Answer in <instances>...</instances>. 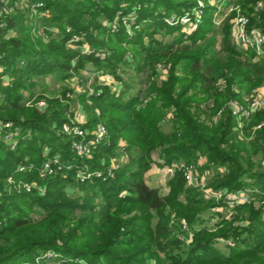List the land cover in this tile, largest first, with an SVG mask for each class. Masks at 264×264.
I'll use <instances>...</instances> for the list:
<instances>
[{
  "label": "trees",
  "instance_id": "trees-1",
  "mask_svg": "<svg viewBox=\"0 0 264 264\" xmlns=\"http://www.w3.org/2000/svg\"><path fill=\"white\" fill-rule=\"evenodd\" d=\"M8 1L14 10L0 16V123L11 120L21 131L14 147L0 136V264H48L35 260L48 249L61 253L62 264H264V128L254 129L264 107L242 116L243 137L233 107L238 101L247 108L264 84V47H241L229 18L217 23L209 2L188 32L166 17L197 0H32L42 2L36 12ZM231 2L264 28V0ZM162 31L176 33L164 39L157 36ZM89 66L94 92L81 89L83 125L94 131L104 123L108 131L85 157L63 125L70 120V84L91 77ZM127 67L135 85L121 74ZM101 73L115 83L100 82ZM49 76L65 83L61 94L42 93ZM41 97L43 109L27 104ZM122 142L128 159L113 175L78 178L106 169ZM55 154L65 165L43 175ZM201 154L205 167L216 168L212 187L259 188L214 224L207 219L217 201L187 185L183 166L168 179L167 193L146 179L154 163L196 164ZM30 162L34 168L18 170ZM189 230L190 241L182 237ZM223 238L233 243L222 247Z\"/></svg>",
  "mask_w": 264,
  "mask_h": 264
},
{
  "label": "built area",
  "instance_id": "built-area-1",
  "mask_svg": "<svg viewBox=\"0 0 264 264\" xmlns=\"http://www.w3.org/2000/svg\"><path fill=\"white\" fill-rule=\"evenodd\" d=\"M210 3L215 6V20L217 23L222 22L226 18H229L232 24V30L235 40L238 44L245 48H255L258 52L263 51L264 47V28L259 26L251 25V18L249 14L245 13L239 4L226 3V0H197L196 4L191 6L189 9L185 10L183 13H173L167 18V21L172 24H182L183 29L191 32L198 28L200 22L202 21V17L205 12V7L207 3ZM16 5H23L34 12L37 11L38 6L42 4V2H34L32 0H15ZM262 5V2L258 4V8ZM14 6L9 3L8 0H0V16L9 13ZM40 30L43 32V28ZM88 48V46H86ZM99 80L102 83H115V78L111 73H101L99 76ZM117 86V84L115 85ZM81 91V89H78ZM94 88L89 84V93H93ZM68 96H71V91L67 92ZM89 103H92V100L88 99ZM71 109L68 112V116L70 118L69 121H66L63 125V128L68 133L73 134L75 137L73 139V147L76 152L85 157H89L93 151V145L95 142L102 140L107 134V127L104 123H98L95 130L92 131L87 126H84V120L80 119V104L81 101L78 99L75 102L70 101ZM80 103V104H79ZM39 108L43 109L47 105V100L45 98H41L36 103ZM78 104V106H77ZM80 107V108H79ZM234 111L238 113L239 121L237 128L240 129V136H243V124L244 120L242 116H246L247 118L258 108L264 107V90H259L255 92L252 101L249 103L247 108L241 107L238 101L233 102ZM264 128V120L258 122L254 129ZM21 131V127L18 124H14L13 121H2L0 123V136L3 137L7 142L11 145H15V140ZM14 139V140H13ZM13 140V141H12ZM128 158V152L126 150L125 144L122 142L119 148V155L113 158L112 163H110L106 169L98 168L94 171L83 172L80 171L78 173V178L83 179L91 174H97L99 176H111L114 174V168L123 160ZM204 156H200L196 164L191 165L186 169V182L189 186H199L206 197L213 198L217 201V203L212 207L213 211L216 212V215L212 218V224L215 221L224 216H231L233 212L236 210V206L238 204L249 202L253 198H255L256 193L259 192V188L257 187H244L239 189H228L227 187L223 188H214L211 185H207L209 168L205 167L202 169V164H205ZM65 161L61 159L60 154H55L50 159L46 160L41 168V173L43 175H47L56 170V168H61L65 165ZM35 167L33 162L23 163L18 166V170H26L32 169ZM179 167L178 163L167 164L164 167L165 176L167 179L171 178L176 169ZM211 171V170H210ZM12 181V177H10ZM26 186L30 189L32 184H26ZM41 191H44V186H39ZM182 227L184 229H188L189 226L185 220H182ZM190 231V230H189ZM186 238L188 241L192 238V233L190 231L189 236L184 234L182 236ZM224 244H232V239H222ZM37 262L46 261L48 264H62L64 261V257L55 249H48L46 251L41 252L35 259ZM82 264H91L85 259L81 260ZM24 264V262L20 263Z\"/></svg>",
  "mask_w": 264,
  "mask_h": 264
},
{
  "label": "rangeland",
  "instance_id": "rangeland-1",
  "mask_svg": "<svg viewBox=\"0 0 264 264\" xmlns=\"http://www.w3.org/2000/svg\"><path fill=\"white\" fill-rule=\"evenodd\" d=\"M238 4V3H236V2H232V4ZM240 8L244 11V9H243V7L242 6H240ZM14 9H12L10 12H12ZM32 12H34L33 10H32ZM170 16V15H169ZM169 16H167L166 18H169ZM118 20H119V16H117L116 17V20L113 22V24H112V26H113V28H115L116 27V25H117V23H118ZM43 27H41V29H42ZM130 31H132V29L130 28L129 29ZM57 32H58V27L57 26H53V31H52V35L53 34H57ZM176 33V31H172V32H169V33H167V34H165V31H162V32H158L157 33V36L158 37H160V38H164V39H170L172 36H173V34H175ZM235 39V38H234ZM88 45V43H85V46H87ZM70 46L72 47V48H75V47H77V48H79V47H81L80 45H78V44H76V43H73V42H71L70 43ZM166 65H162V69H161V74H160V77L161 78H163V77H165L166 76V74H167V70H166ZM93 67L92 66H89L88 68H87V72L85 73V74H90V72H91V74H92V76L91 77H83V78H78V81H77V78L75 77V79L73 80V82H72V84H70V87H71V96H70V98L72 99L71 101L72 102H75L76 103V100H80L81 101V99H80V93H81V91H79L78 89H83L84 87H86V86H88L93 80H94V75H93ZM126 70H127V72H122L121 74H123L124 75V77H126V78H128V80L130 81V83L132 82V84L133 85H135V83H136V75H135V71L133 70V69H130V68H126ZM178 73L182 76V78L185 76V74H184V71H182V70H180V71H178ZM45 84H46V86L43 88V89H41L42 90V93H44V94H46V95H49V96H52V95H58V94H61V87L63 86V84H65V83H63L62 81H56L54 78H52L51 76H49V77H47L46 78V80H45ZM121 83H117V85L119 86ZM77 86V87H76ZM259 90H264V84H262V85H258V87L256 88V92H258ZM69 92V91H68ZM41 98H43V97H41ZM41 98H38V99H33V100H28V102H27V104L28 105H37L36 103H37V101L39 100V99H41ZM46 99V98H45ZM211 101V100H210ZM81 104L83 105V101H81ZM210 104H212V102L210 103ZM83 109L87 112V110H86V108H85V106L83 105ZM88 113V112H87ZM88 117V116H87ZM167 125V124H166ZM241 137H243V136H241ZM14 140V139H13ZM12 140V141H13ZM16 142H17V140H15V143L14 144H16ZM13 147L15 146V145H12ZM202 156H204L205 158H204V161H205V163H207V157H206V155H204V154H201ZM200 155V156H201ZM199 156V157H200ZM128 159V158H127ZM126 160V159H125ZM178 163H179V167H184V168H189L191 165H193L194 163L193 162H191V163H188V164H186V163H182V164H180L181 163V161H178ZM164 167L165 166H160L158 163H154L153 165H152V167L146 172V179H147V182L150 184V185H153V186H157V187H159L160 188V191L162 192V193H167L168 191H169V189H170V187H169V184H168V179H167V176H165V170H164ZM202 167L203 168H205V164H202ZM207 168H209V174H208V180H207V185L208 186H210V178L214 175V174H216V168H215V166H212V168H210V167H207ZM211 170V171H210ZM72 190V189H71ZM259 202V200H257V202L256 203H258ZM213 218V217H212ZM212 218H210V219H207V224H212L211 222L213 221V219ZM224 243H221V246L222 247H224ZM92 264V263H91Z\"/></svg>",
  "mask_w": 264,
  "mask_h": 264
},
{
  "label": "crops",
  "instance_id": "crops-1",
  "mask_svg": "<svg viewBox=\"0 0 264 264\" xmlns=\"http://www.w3.org/2000/svg\"><path fill=\"white\" fill-rule=\"evenodd\" d=\"M77 106H78V104H77ZM80 106H81V108L80 107L79 108H80V116L81 117H79V118L82 119V120H84L86 122L88 120V117H87L88 116V113L83 109V105L82 104H80Z\"/></svg>",
  "mask_w": 264,
  "mask_h": 264
}]
</instances>
